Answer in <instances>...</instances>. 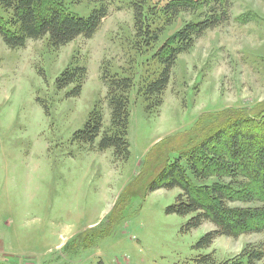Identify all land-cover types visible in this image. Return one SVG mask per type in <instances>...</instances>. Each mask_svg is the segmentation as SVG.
I'll use <instances>...</instances> for the list:
<instances>
[{
	"label": "rangeland",
	"instance_id": "1",
	"mask_svg": "<svg viewBox=\"0 0 264 264\" xmlns=\"http://www.w3.org/2000/svg\"><path fill=\"white\" fill-rule=\"evenodd\" d=\"M48 1L78 17L89 16L96 7L90 0H47L43 10H49ZM171 1L149 0L147 7L159 10ZM191 1L203 5L168 26L158 15L153 27L162 34L156 48L199 21L212 0ZM129 4L105 0L107 16L97 32L57 50L46 38L27 40L15 50L0 38V264H202L207 255L217 264L248 245L264 244L263 233H240L217 236L207 248L196 250L197 241L215 227L206 221L181 233L189 217L165 213L181 191L159 189L143 196L158 170L177 157L175 152L197 143L198 131H216L244 115L264 123V0H230L228 20L177 56L160 106L140 93L158 66L151 61L154 52L138 56L133 49ZM104 63L111 72L123 70L132 78L125 162L114 161L110 149L98 152L100 137L91 146L73 141L95 108L102 116L101 132L110 128L107 89L101 81ZM72 66L85 67L87 74L79 96L67 98L72 86L58 91L55 81ZM182 165L187 168L185 160ZM228 179L222 182L232 184L234 193H227L234 198L244 196L248 184L254 187L241 178ZM127 185L137 186L138 193L112 234L88 248L69 246L74 236L105 221ZM232 200L231 210L261 205Z\"/></svg>",
	"mask_w": 264,
	"mask_h": 264
},
{
	"label": "trees",
	"instance_id": "2",
	"mask_svg": "<svg viewBox=\"0 0 264 264\" xmlns=\"http://www.w3.org/2000/svg\"><path fill=\"white\" fill-rule=\"evenodd\" d=\"M74 1L78 3L83 0ZM90 1L95 3L96 7L89 16L78 17L64 14L56 1H48L53 7L49 5V10H43L47 0H0V11L3 14L0 16V38L5 46L12 50L22 48L27 40L46 38L48 46L57 50L79 37L90 39L107 16V9L103 5L105 0ZM128 2L134 17L133 49L138 56L154 52L151 61L158 66V71L150 75L140 93L149 100L156 99V106H160L177 56L190 49L195 40L206 31L228 20L230 0L206 2L205 14L199 21L186 24L168 43H163L157 48L162 30L154 28L153 25L154 21L159 19L158 15L164 18L168 26L180 14H192L197 10L196 5L203 4L191 0H174L158 10L147 7L149 0ZM132 63L133 58L129 60V66ZM102 66L101 81L107 89L105 99L110 110V128L108 132H101L102 116L100 110L95 108L89 114L83 129L74 133L73 141L91 146L100 137L96 150L104 152L110 149L114 161L125 162L129 156L128 95L133 88L132 78L123 70L122 73L111 72L107 63ZM86 74L85 67L67 68L56 79V89L61 91L72 86L66 97L75 98L81 92ZM248 118L249 116L244 115L237 123H229L216 131L212 128L198 131L197 143L185 151H174L177 157L158 170L143 195L159 189L181 191L174 203L165 210L167 215L189 217L182 226L181 233L186 234L206 221L215 227V231L204 234L197 241L194 245L196 250L207 248L217 236L235 238L240 233L264 234V123L258 124ZM219 146L221 150L217 151ZM182 160H185L187 168L182 165ZM141 174L143 175V172ZM226 178H229V182H236L241 178L252 183L254 187L251 189L248 184V192L244 196L237 194L239 197L234 198V191L229 188L232 184L222 182ZM210 179L216 181L208 187L204 183ZM228 190L231 195L227 193ZM137 193V186L127 185L105 221L77 234L68 245L80 243L84 248H88L109 237L114 227L123 222L126 206ZM232 199L241 203L258 201L261 205L254 209L231 210L228 203L233 202ZM200 262L215 264L208 255L202 257ZM96 264L103 263L99 261ZM217 264H264V244L248 245L239 255Z\"/></svg>",
	"mask_w": 264,
	"mask_h": 264
},
{
	"label": "crops",
	"instance_id": "3",
	"mask_svg": "<svg viewBox=\"0 0 264 264\" xmlns=\"http://www.w3.org/2000/svg\"><path fill=\"white\" fill-rule=\"evenodd\" d=\"M174 190V189H173ZM103 221H101V223H102ZM98 224H100V222L98 223ZM93 225H95V224H93ZM93 225H91V226H93ZM97 225V224H96ZM71 237V234L68 236V237H63L62 238V240H64V241H67V239H69ZM62 245V243L59 245V246H57V247H60Z\"/></svg>",
	"mask_w": 264,
	"mask_h": 264
}]
</instances>
